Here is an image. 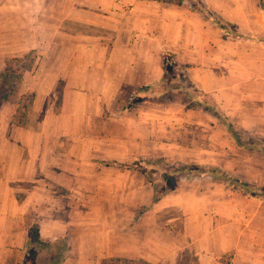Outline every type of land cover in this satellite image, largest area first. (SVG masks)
<instances>
[{
    "label": "crops",
    "instance_id": "crops-1",
    "mask_svg": "<svg viewBox=\"0 0 264 264\" xmlns=\"http://www.w3.org/2000/svg\"><path fill=\"white\" fill-rule=\"evenodd\" d=\"M30 52L26 68L11 61ZM15 67L16 98L0 105V264L46 245L36 225L41 241L66 240L61 264H264V196L208 170L264 186V0H0V74ZM170 79L196 93L174 88L186 102L157 122L147 104ZM28 92L38 121L21 125ZM156 145L204 169L153 201L130 165Z\"/></svg>",
    "mask_w": 264,
    "mask_h": 264
},
{
    "label": "rangeland",
    "instance_id": "rangeland-1",
    "mask_svg": "<svg viewBox=\"0 0 264 264\" xmlns=\"http://www.w3.org/2000/svg\"><path fill=\"white\" fill-rule=\"evenodd\" d=\"M47 35L49 34L48 31L45 32ZM64 51L65 49L62 48V46H56L54 48H50L48 50L49 55L52 57H57L61 55V57H64ZM36 55L35 52H30L28 56L26 55L24 58H12L11 61L14 63H18L21 68H26V66L31 65L33 58ZM19 61V62H17ZM18 68V67H17ZM168 91H164L165 93L159 97L152 100L151 103L147 104L149 108L146 109H153V111H158L157 113H154V116L156 121L159 122L162 121V117L160 114V109L165 110L166 108L170 106H179L182 105L184 102H186V99L182 97L181 93H178V91H172L174 88L178 86H183V88H189L191 90L192 94H195V90L192 89V85L190 82L185 81L184 83L178 79H170L168 80ZM58 89L62 90L63 82L58 83ZM15 94L13 96L15 97ZM25 98H22L20 102V109L21 111L17 113L16 117L17 119L24 120L25 123H36L38 119H35V115L33 113H29V105L32 101V93L28 92L25 95ZM16 98V97H15ZM199 101H191L188 102L189 105H193L195 103L201 102L208 104V99L204 97L202 100L198 99ZM198 105V104H196ZM26 111V113L23 115L22 112ZM160 132V131H159ZM254 146L258 147H264V139L258 138L253 143ZM160 150V151H159ZM159 151V152H158ZM165 152V148L161 147V145L152 146V152L150 156L147 159H141L130 165V167L139 168L140 170H143L147 173L150 180H152L155 184V187H157L160 191L163 189H169L171 185L175 182L177 175L181 174H188L189 171L194 170H200L204 169L202 167L193 166L190 163L182 162L179 160H172L170 157H173V155L168 156L167 158L165 156H162L161 153ZM169 151V150H168ZM219 172V171H217ZM157 185V186H156ZM264 188V186H263ZM264 196V195H263ZM73 215H75L76 210H72ZM33 232V230H32ZM59 252V249L57 247H52L51 245L48 246H36L33 244H29L28 246V252H27V259L26 264H54L56 255L55 253ZM61 252H64L61 250ZM100 264H150L148 262H144L142 260H134L129 258H117V257H107L101 260Z\"/></svg>",
    "mask_w": 264,
    "mask_h": 264
},
{
    "label": "trees",
    "instance_id": "trees-1",
    "mask_svg": "<svg viewBox=\"0 0 264 264\" xmlns=\"http://www.w3.org/2000/svg\"><path fill=\"white\" fill-rule=\"evenodd\" d=\"M173 1H175L179 4H182V2H183V0H173ZM21 72L22 71L20 70V68L15 67V68H11L8 71H5L4 73L0 74V105L5 100H8L15 93V91L17 89V85L22 78ZM193 105H196V104H193ZM209 107H212V106L209 105ZM25 113H26V111L24 110V112H22V114L24 115ZM220 117L224 121L226 126L228 127L229 132L238 141V143L241 144L240 136H239L238 132L236 131V129L234 128L232 122L226 116H223L220 114ZM16 122L18 124H21V125L25 124L24 120H22V119L16 120ZM249 147H252V146L250 145ZM256 147H258V146H256ZM258 148L264 152V147H258ZM208 170L210 173H212L214 175L215 174L220 175V177L223 178L224 180H226L227 182H229L235 186H238L245 194L256 195V196H263L264 195V188L263 187H259L257 185L252 184V183H249L247 181L238 180L237 178L229 176V175L224 174V173H222V174L217 173L216 169H213V168H210ZM203 171L204 170H202V172ZM154 187H155V184H154ZM163 192L164 191H160L157 187H155L153 201H156L160 197V195H162ZM35 229H36V236H35L36 241H38L41 244H46V245H51L52 247H57L59 249V252L55 253L56 259H55L54 264H61L67 256L66 251L68 248V244H67L66 240L62 239V240H59L57 242L45 243V242L41 241L39 238L37 225L35 226ZM61 250H63L64 252H61Z\"/></svg>",
    "mask_w": 264,
    "mask_h": 264
}]
</instances>
